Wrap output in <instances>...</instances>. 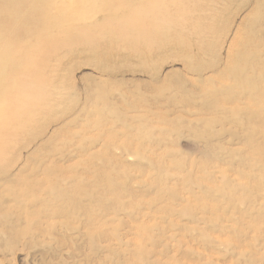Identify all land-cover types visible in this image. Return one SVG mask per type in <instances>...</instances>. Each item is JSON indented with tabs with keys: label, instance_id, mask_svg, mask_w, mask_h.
I'll return each instance as SVG.
<instances>
[{
	"label": "rangeland",
	"instance_id": "rangeland-1",
	"mask_svg": "<svg viewBox=\"0 0 264 264\" xmlns=\"http://www.w3.org/2000/svg\"><path fill=\"white\" fill-rule=\"evenodd\" d=\"M17 1L0 264H264V0Z\"/></svg>",
	"mask_w": 264,
	"mask_h": 264
},
{
	"label": "bare ground",
	"instance_id": "bare-ground-1",
	"mask_svg": "<svg viewBox=\"0 0 264 264\" xmlns=\"http://www.w3.org/2000/svg\"><path fill=\"white\" fill-rule=\"evenodd\" d=\"M0 1H2V0H0ZM45 1V0H44ZM48 1V0H47ZM46 1V2H47ZM61 1H63V0H61ZM72 1V0H71ZM71 1H68V5H70L69 3L71 2ZM49 3L51 2L50 0L48 1ZM79 2V1H78ZM96 2V1H95ZM106 3V2H105ZM45 5H46V3H44ZM43 4V2H40V1H36V0H18L16 3H15V6H14V9H13V18H14V20H15V22H16V24H17V26H19V25H21L22 23H24L25 21H23V19H22V17L24 16L23 14H26V17H27V15L29 16L30 15V13H35L36 15L35 16H37L38 14L37 13H39V11H42L43 12V9L47 6H45ZM51 4V3H50ZM91 4V3H90ZM111 4V3H110ZM73 5V4H72ZM79 5V4H78ZM100 5V4H99ZM50 6V5H49ZM61 7L60 8H62V5H60ZM79 6H81V5H79ZM88 6H89V4H88ZM57 7V6H56ZM64 7V6H63ZM71 7V6H70ZM69 7V8H70ZM84 7V6H83ZM105 7V6H104ZM54 8V7H53ZM65 8H66V6H65ZM69 8H67V10H69ZM81 8V7H80ZM3 9V8H2ZM83 9V8H82ZM56 10V9H55ZM58 10H60V9H58ZM38 11V12H37ZM48 12H49V9L47 10ZM46 11V12H47ZM66 11V10H65ZM70 11V10H69ZM75 11H77V9L75 10ZM102 11V10H101ZM118 11V10H117ZM120 11V10H119ZM37 12V13H36ZM53 12V11H52ZM56 12H57V10H56ZM63 12V11H62ZM85 12V11H84ZM83 12V13H84ZM93 12V11H92ZM99 12V11H98ZM41 13V12H40ZM54 13V12H53ZM53 13H52V15H53ZM58 13V12H57ZM57 13H56V15H57ZM60 13V12H59ZM64 13L65 12H63V14L62 15H64ZM67 13V12H66ZM65 13V14H66ZM68 13H70V12H68ZM87 13H88V11H87ZM108 13V12H107ZM48 14V13H47ZM50 14V13H49ZM89 14H91V13H89ZM88 14V15H89ZM51 15V16H52ZM68 15V14H67ZM67 15H65V16H67ZM86 15V14H85ZM41 16V15H40ZM55 16V15H54ZM61 15H58V17L59 18H56L57 20L58 19H60L61 17H60ZM212 16V15H211ZM30 18H31V21L33 22V23H35V22H38V21H40V20H38L36 17H34V16H29ZM64 16H62V18H63ZM68 17V16H67ZM66 17V18H67ZM53 18H55V17H53ZM61 18V19H62ZM64 19V18H63ZM62 19V20H63ZM68 19V18H67ZM66 19V20H67ZM102 19V18H101ZM29 20V19H28ZM65 21V20H64ZM63 21V22H64ZM70 21V20H69ZM51 22V21H50ZM50 22H49V24H50ZM60 22V20L58 21V22H56V23H59ZM10 22L8 21L7 22V24H9ZM104 23V22H103ZM31 24V23H30ZM49 24H48V27H50L49 26ZM67 24H68V22H67ZM69 24H71V23H69ZM101 24V23H100ZM108 24V23H107ZM10 25V24H9ZM105 25V24H104ZM37 26V25H36ZM38 26H40V24L38 25ZM107 26V25H106ZM57 27L59 28V26L57 25ZM24 28V27H23ZM32 29V28H31ZM64 29V28H63ZM112 29V28H111ZM6 30H8L9 32H13L14 31V28H13V26H11V27H8V28H6ZM205 32H206V30H205ZM31 34V33H30ZM212 34H213V32H212ZM33 36V35H32ZM104 37V36H103ZM201 37H202V35H201ZM22 39V38H21ZM114 39V38H113ZM112 41V40H111ZM114 41H115V39H114ZM170 43H172V42H170ZM170 46H171V44H169ZM165 46H167L166 44H165ZM173 46V45H172ZM235 46V45H234ZM169 47V46H168ZM174 47V46H173ZM184 47V46H183ZM183 47H182V49H183ZM176 48V47H175ZM10 49H11V45H9V44H5L3 47H1L0 46V86H3L4 87V83L2 82L3 81V77L4 76H6L7 74H8V72H6V70H7V68L10 66V61H9V59H7L6 57H5V55H7L8 54V52L10 51ZM165 49H166V47H165ZM203 49V48H202ZM163 50H164V48H163ZM234 51V50H233ZM163 52V51H162ZM196 52V51H195ZM235 52H237V50L235 51ZM244 52V51H243ZM234 54V53H233ZM145 55H146V53H145ZM144 55V56H145ZM193 55V54H192ZM135 56V55H134ZM235 56V55H234ZM145 58H146V56H145ZM239 59H241V58H239ZM236 60V59H235ZM239 63V62H238ZM229 65V64H228ZM228 65H226V66H228ZM231 65V64H230ZM239 65V64H238ZM145 66V65H144ZM141 67V66H140ZM142 69V68H141ZM223 69H225V68H223ZM197 70V69H196ZM204 71V70H203ZM6 90H9V89H6ZM1 95V94H0ZM210 98V97H209ZM218 102V101H217ZM218 104H220L219 102H218ZM30 120H32V119H21V120H18L17 122H15V127H16V130L17 131H20V130H23L24 129V127H25V125H27V124H31L32 123V121H30ZM26 130H24V132H25ZM44 182V181H43ZM38 185H41V183H39ZM23 195V194H22ZM38 195V194H37ZM24 196V195H23Z\"/></svg>",
	"mask_w": 264,
	"mask_h": 264
}]
</instances>
